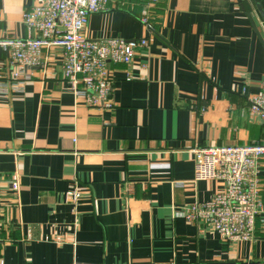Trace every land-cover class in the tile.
Here are the masks:
<instances>
[{"label": "crops", "instance_id": "obj_1", "mask_svg": "<svg viewBox=\"0 0 264 264\" xmlns=\"http://www.w3.org/2000/svg\"><path fill=\"white\" fill-rule=\"evenodd\" d=\"M36 4L0 0V264H264V212L252 242L181 215L223 189L194 182L196 147L264 141L248 100L264 79L254 0H107L85 37L149 42L109 64L110 110L70 91L59 49L43 50L22 88L10 83L1 43L36 38L24 24Z\"/></svg>", "mask_w": 264, "mask_h": 264}, {"label": "built area", "instance_id": "obj_2", "mask_svg": "<svg viewBox=\"0 0 264 264\" xmlns=\"http://www.w3.org/2000/svg\"><path fill=\"white\" fill-rule=\"evenodd\" d=\"M157 2L151 0L152 4ZM106 5L107 0H37L36 6L24 14V24L36 38L1 43L9 49L13 67L10 83L23 86L31 79L30 70L45 65L43 50L59 49L63 80L76 98H83L93 109H112L114 82L109 64H131L137 50H148L149 42L145 38L97 41L86 38L84 29L90 15L103 11ZM144 23L153 30L146 19ZM0 90L7 92L8 88L0 87ZM248 100L250 111L264 121V79L260 92ZM193 153L194 182L220 181L223 189L207 202L187 206L181 215L188 224L213 230L224 241L252 242L257 219L264 212L261 193L264 141L241 146L196 147ZM12 188L19 191L20 186L15 182ZM80 195L74 190L75 200Z\"/></svg>", "mask_w": 264, "mask_h": 264}, {"label": "water", "instance_id": "obj_3", "mask_svg": "<svg viewBox=\"0 0 264 264\" xmlns=\"http://www.w3.org/2000/svg\"><path fill=\"white\" fill-rule=\"evenodd\" d=\"M254 2L256 4L258 11L260 12L261 17L264 19V10H263L262 4H261V0H254ZM256 32H257V30H256Z\"/></svg>", "mask_w": 264, "mask_h": 264}]
</instances>
